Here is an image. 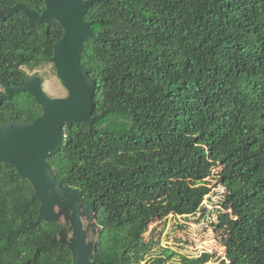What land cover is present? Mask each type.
I'll use <instances>...</instances> for the list:
<instances>
[{
	"label": "trees",
	"instance_id": "trees-1",
	"mask_svg": "<svg viewBox=\"0 0 264 264\" xmlns=\"http://www.w3.org/2000/svg\"><path fill=\"white\" fill-rule=\"evenodd\" d=\"M18 4L45 9L44 0H0V10ZM83 19L95 35L81 64L95 81L96 120L64 127L47 161L62 186L95 201L91 263L264 264V0H98ZM62 35L57 22L31 26L22 12L0 19V82L22 86ZM41 114L31 95L14 94L0 105V128ZM217 166L233 193L250 195L257 251L192 256L147 240L157 220L204 221ZM33 194L0 162V264H72L54 239L63 224H35Z\"/></svg>",
	"mask_w": 264,
	"mask_h": 264
},
{
	"label": "water",
	"instance_id": "water-1",
	"mask_svg": "<svg viewBox=\"0 0 264 264\" xmlns=\"http://www.w3.org/2000/svg\"><path fill=\"white\" fill-rule=\"evenodd\" d=\"M98 0H44L45 9L41 14L18 4L12 8L0 10V19L4 20L13 13L22 12L31 26L45 25L48 30L57 22L63 30L62 37L53 44L51 62L56 76L67 91V96L50 98L43 90L41 79L27 78L20 87H11L0 82L4 93L0 95V105L14 94L28 93L42 109V114L31 123L9 122L0 128V162L13 166L18 175L27 180L34 190L31 201L40 204L35 221L59 222L55 208L64 211L67 227L71 224L72 239L67 238V228L63 227L54 237L60 244L66 243L72 251V264H92L90 251L85 252L80 218L84 216L94 222L95 201L86 202L80 193L71 187L62 186L51 165L47 161L55 156L62 144L63 128L81 123L93 129L96 120L93 114L96 92L95 81L81 64L84 42L95 39L92 22L83 17Z\"/></svg>",
	"mask_w": 264,
	"mask_h": 264
},
{
	"label": "rangeland",
	"instance_id": "rangeland-1",
	"mask_svg": "<svg viewBox=\"0 0 264 264\" xmlns=\"http://www.w3.org/2000/svg\"><path fill=\"white\" fill-rule=\"evenodd\" d=\"M29 75H43V90L51 98L67 96L66 89L56 77L51 64H37L27 68ZM0 91H2L0 89ZM21 105L25 104V98L19 99ZM222 167L212 168L210 177V195L204 204L209 213L206 214L201 224L183 217L155 221L146 239H154L161 246L187 255L198 256L209 253L214 258H223L228 253H255L259 244V224L256 208L252 204L250 195L233 193L230 185H227L221 175ZM238 199V205L230 206L225 201L229 198ZM59 220L63 222L64 213L59 209ZM211 223H213V226Z\"/></svg>",
	"mask_w": 264,
	"mask_h": 264
},
{
	"label": "flooded vegetation",
	"instance_id": "flooded-vegetation-1",
	"mask_svg": "<svg viewBox=\"0 0 264 264\" xmlns=\"http://www.w3.org/2000/svg\"><path fill=\"white\" fill-rule=\"evenodd\" d=\"M41 63L42 64H45V63L51 64L52 69L55 70L54 65L51 62H48L47 59L41 60V62L39 64H41ZM55 74H56V70H55ZM30 77H38V78H40L41 79V83H42V88H43V83H44V79H43L44 76L43 75H41V74H32L28 78H30ZM3 93H4V90H3ZM55 211H56V213H58V211H60L59 207H56ZM63 213H64V211H63ZM59 222L63 224L64 228L65 227L67 228L66 231H67L68 240L72 239L73 230H71V224H70V226L67 227V224H66V221H65V215H64L63 222L60 221V220H59ZM80 224H81V230H82V236H83V244H84L83 246H84L85 252H87V251H90V249L92 248L93 244L97 241V228L93 227V223L91 221H89L88 218H85L84 216H82L80 218Z\"/></svg>",
	"mask_w": 264,
	"mask_h": 264
}]
</instances>
